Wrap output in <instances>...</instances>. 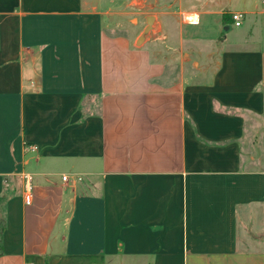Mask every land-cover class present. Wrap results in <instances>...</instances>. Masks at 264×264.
Wrapping results in <instances>:
<instances>
[{"label":"crops","instance_id":"1","mask_svg":"<svg viewBox=\"0 0 264 264\" xmlns=\"http://www.w3.org/2000/svg\"><path fill=\"white\" fill-rule=\"evenodd\" d=\"M155 3L0 0V264H264V0Z\"/></svg>","mask_w":264,"mask_h":264},{"label":"rangeland","instance_id":"2","mask_svg":"<svg viewBox=\"0 0 264 264\" xmlns=\"http://www.w3.org/2000/svg\"><path fill=\"white\" fill-rule=\"evenodd\" d=\"M86 18L94 19L97 26L111 34L140 35L145 17L156 11L155 0H83ZM150 33V32H149ZM147 34V36L149 35ZM243 150L264 160V118L253 120L247 132ZM246 155V154H245ZM264 169V168H263Z\"/></svg>","mask_w":264,"mask_h":264},{"label":"built area","instance_id":"3","mask_svg":"<svg viewBox=\"0 0 264 264\" xmlns=\"http://www.w3.org/2000/svg\"><path fill=\"white\" fill-rule=\"evenodd\" d=\"M230 19H231L232 25L234 27H238V26H240L241 21H242V14L239 12L231 13ZM37 149H38L37 146L33 145V144H28L24 148L25 152H36ZM62 179L65 180V177H63ZM25 202H26V204L30 203V197L29 196L26 197Z\"/></svg>","mask_w":264,"mask_h":264},{"label":"water","instance_id":"4","mask_svg":"<svg viewBox=\"0 0 264 264\" xmlns=\"http://www.w3.org/2000/svg\"><path fill=\"white\" fill-rule=\"evenodd\" d=\"M154 20H155V17L153 15L147 16L145 18V27L135 42L137 46H140L143 43V41L145 40V37L151 31Z\"/></svg>","mask_w":264,"mask_h":264},{"label":"trees","instance_id":"5","mask_svg":"<svg viewBox=\"0 0 264 264\" xmlns=\"http://www.w3.org/2000/svg\"><path fill=\"white\" fill-rule=\"evenodd\" d=\"M225 18H226V15H223V20H225Z\"/></svg>","mask_w":264,"mask_h":264}]
</instances>
